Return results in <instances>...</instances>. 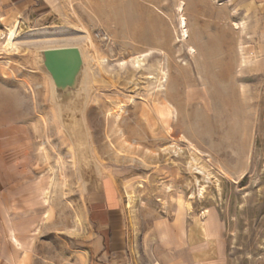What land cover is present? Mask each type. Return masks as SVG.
Masks as SVG:
<instances>
[{
    "label": "rangeland",
    "instance_id": "obj_1",
    "mask_svg": "<svg viewBox=\"0 0 264 264\" xmlns=\"http://www.w3.org/2000/svg\"><path fill=\"white\" fill-rule=\"evenodd\" d=\"M183 1L194 55L178 0H0V208L9 195L26 224L14 264H264V0ZM15 19L21 39L87 34L70 43L85 62L70 102L45 46L3 48ZM97 183L118 207L117 256L92 247Z\"/></svg>",
    "mask_w": 264,
    "mask_h": 264
},
{
    "label": "crops",
    "instance_id": "obj_2",
    "mask_svg": "<svg viewBox=\"0 0 264 264\" xmlns=\"http://www.w3.org/2000/svg\"><path fill=\"white\" fill-rule=\"evenodd\" d=\"M8 6V13L23 12L28 9H37L38 0H1ZM98 194L91 199H87L86 215L92 228V247H97V251L104 257L110 253L117 254L121 252V246L124 243L123 234L120 229L119 215L117 206L111 197V189H104L102 183L96 184ZM6 195L5 208H0V264H14L13 253L15 248H20L14 236V227L26 226L25 222L16 224L8 210L12 206V198ZM94 228V229H93ZM24 229H18L16 235L23 240L20 232ZM25 243V241L23 240ZM25 245V244H24ZM120 254V253H119Z\"/></svg>",
    "mask_w": 264,
    "mask_h": 264
},
{
    "label": "water",
    "instance_id": "obj_3",
    "mask_svg": "<svg viewBox=\"0 0 264 264\" xmlns=\"http://www.w3.org/2000/svg\"><path fill=\"white\" fill-rule=\"evenodd\" d=\"M42 68L53 82V95L61 104L70 102L80 87L84 72L81 49L76 45L39 50Z\"/></svg>",
    "mask_w": 264,
    "mask_h": 264
},
{
    "label": "bare ground",
    "instance_id": "obj_4",
    "mask_svg": "<svg viewBox=\"0 0 264 264\" xmlns=\"http://www.w3.org/2000/svg\"><path fill=\"white\" fill-rule=\"evenodd\" d=\"M184 7H185V2L183 0H178V2L176 4V11L178 14V17H177V30L179 32L178 40H181V41L187 43V53H189L190 55H194L196 53V49L192 45L188 44V42L190 41V34H189L188 27H187L186 17L182 14L184 11ZM19 24H20V21L15 19L11 25L6 26V32L4 34V40L2 42L3 48L6 51L7 50L9 51L12 49H17L21 45L45 46V47H40L41 49L48 48V47L67 46V45H70V43H72V42L79 43L82 40L87 38V34L77 33L75 35H71V36H67V37H57L56 35L50 34V35H39V36L27 37L26 39H21L20 38V25ZM235 26H237V25H235ZM58 44H67V45H58ZM144 55L147 56L148 53H146ZM136 62L138 64V66L141 65L140 59L138 57L136 58ZM84 72H85V62H84ZM162 73H163V77L165 78V81H166V78L168 76L167 72L165 70H162ZM47 76L49 77V82L51 85V91L53 93V82H52L49 74H47ZM203 104L205 106V109L209 110L208 101L205 98L203 99ZM176 116H177V111L175 109L169 108L167 121L169 122L170 119H173ZM202 190H203V188L201 189V193H202ZM48 193H49V191L47 190L45 192V197L43 199L44 201L47 200ZM15 241L18 245H20V242L18 240H15Z\"/></svg>",
    "mask_w": 264,
    "mask_h": 264
}]
</instances>
